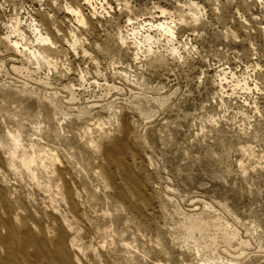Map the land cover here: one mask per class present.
<instances>
[{
    "label": "rangeland",
    "instance_id": "374dc122",
    "mask_svg": "<svg viewBox=\"0 0 264 264\" xmlns=\"http://www.w3.org/2000/svg\"><path fill=\"white\" fill-rule=\"evenodd\" d=\"M0 219V264H264V0H0Z\"/></svg>",
    "mask_w": 264,
    "mask_h": 264
},
{
    "label": "bare ground",
    "instance_id": "6f19581e",
    "mask_svg": "<svg viewBox=\"0 0 264 264\" xmlns=\"http://www.w3.org/2000/svg\"><path fill=\"white\" fill-rule=\"evenodd\" d=\"M74 12V11H73ZM80 13V12H79ZM78 14V13H77ZM79 15V14H78ZM81 16V15H80ZM84 20V19H83ZM83 20H82V22H83ZM80 22V21H79ZM84 23V22H83ZM159 25V27H161V25L162 24H158ZM14 223H6L3 219H0V225L3 227V230H5V232H6V234H5V236H0V248H3V249H5V251L6 252H8L9 250H10V246H11V244L14 242V239L17 237V238H19L20 236L22 237V242L23 243H26L27 241H29V240H34L33 238H27V237H25V234H20V236H19V232L18 231H16V229H15V227H14V225H13ZM29 226V225H28ZM30 227V226H29ZM21 228V227H20ZM24 228H26L27 230V232L28 233H31L32 231L29 229V228H27V224L25 223L24 224ZM21 239V238H20ZM58 244V242H56V241H53V242H51V245L50 246H48V245H46V243L44 244V246L42 247V248H40V246H39V250H42V252L44 253V255L45 256H51V257H53V254H52V247H55L56 245ZM28 245V244H27ZM33 249H34V245L33 244H29Z\"/></svg>",
    "mask_w": 264,
    "mask_h": 264
}]
</instances>
